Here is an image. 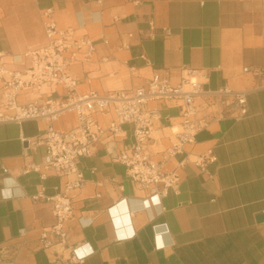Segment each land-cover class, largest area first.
Listing matches in <instances>:
<instances>
[{
	"label": "crops",
	"instance_id": "0c3cea01",
	"mask_svg": "<svg viewBox=\"0 0 264 264\" xmlns=\"http://www.w3.org/2000/svg\"><path fill=\"white\" fill-rule=\"evenodd\" d=\"M35 5L37 35L17 39L9 22L0 27L3 61L45 44L43 10L52 7L59 26L97 43L92 60L71 67L80 92L144 85L156 70L179 83L192 71L205 92H245L248 114H213L200 95L199 115L208 123L182 153L163 162L182 180L159 201H146L149 191L112 158L134 142L133 124H124L116 140L96 143L79 162L85 183L73 192L68 244L48 250L39 237L55 222L52 203L34 197L55 195L63 181L44 166L45 145L36 144L50 123L0 122V264H264V218L258 219L264 214V74H256L264 70V0H36ZM42 97L21 93L19 100ZM147 107L158 110L148 149L163 161L176 140L173 128L181 127L182 108L173 101ZM112 116L97 118L108 124ZM76 122L69 113L52 124L66 131ZM210 149L217 159L204 169L195 159Z\"/></svg>",
	"mask_w": 264,
	"mask_h": 264
},
{
	"label": "built area",
	"instance_id": "2783aa9c",
	"mask_svg": "<svg viewBox=\"0 0 264 264\" xmlns=\"http://www.w3.org/2000/svg\"><path fill=\"white\" fill-rule=\"evenodd\" d=\"M46 42L41 46H29L21 54L10 56V62L2 60L0 53V122L45 120L50 124L38 138L36 144H44L46 155L44 166L62 179L57 193L45 196L38 193L34 198H44L52 203L55 222L44 227L39 245L48 250L58 244H68L67 223L74 217L73 192L84 186L85 178L79 169L80 159L91 153L98 143H110L125 132L123 125H134L135 140L130 147H123L112 154L115 161L127 166L131 180L140 188L149 191L146 201H159L168 190L176 188L182 177L175 170H165L163 162L184 151L187 143L195 141L196 133L208 120L200 116L196 99L205 96V110L216 115L243 117L248 114V99L243 91L205 92L203 81L188 71L179 83H173L170 75L154 71L147 83L137 87L112 89L101 94L95 89L80 92L79 79L71 67L93 59L97 52L96 41L74 28L58 25L53 17V8L43 10ZM107 42V40H105ZM257 75L264 70H257ZM38 92L41 100L21 101V93ZM154 101H173L182 108L181 129H174L176 140L166 150L163 161L153 158L148 149L158 110L148 108ZM218 103L221 111L213 109ZM76 117V125L60 130L53 122L66 114ZM98 114H112L108 124L97 118ZM113 139V140H111ZM213 150L200 154L195 163L206 169L216 161ZM35 168V167H34ZM139 204L137 208H143ZM74 262L82 263L83 257L72 256Z\"/></svg>",
	"mask_w": 264,
	"mask_h": 264
},
{
	"label": "rangeland",
	"instance_id": "374dc122",
	"mask_svg": "<svg viewBox=\"0 0 264 264\" xmlns=\"http://www.w3.org/2000/svg\"><path fill=\"white\" fill-rule=\"evenodd\" d=\"M35 2L36 0H0V27L9 22L17 39L23 34L29 37L37 35L38 25L33 16L37 10Z\"/></svg>",
	"mask_w": 264,
	"mask_h": 264
},
{
	"label": "water",
	"instance_id": "95a60500",
	"mask_svg": "<svg viewBox=\"0 0 264 264\" xmlns=\"http://www.w3.org/2000/svg\"><path fill=\"white\" fill-rule=\"evenodd\" d=\"M262 218H264V214H263V215H260V216L258 217V219H262Z\"/></svg>",
	"mask_w": 264,
	"mask_h": 264
},
{
	"label": "bare ground",
	"instance_id": "6f19581e",
	"mask_svg": "<svg viewBox=\"0 0 264 264\" xmlns=\"http://www.w3.org/2000/svg\"><path fill=\"white\" fill-rule=\"evenodd\" d=\"M175 128H178V127H177V126H175V127L173 128V130H174Z\"/></svg>",
	"mask_w": 264,
	"mask_h": 264
}]
</instances>
